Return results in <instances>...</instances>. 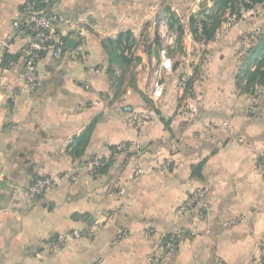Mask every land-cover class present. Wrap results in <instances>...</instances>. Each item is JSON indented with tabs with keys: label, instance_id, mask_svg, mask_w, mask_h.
<instances>
[{
	"label": "crops",
	"instance_id": "obj_1",
	"mask_svg": "<svg viewBox=\"0 0 264 264\" xmlns=\"http://www.w3.org/2000/svg\"><path fill=\"white\" fill-rule=\"evenodd\" d=\"M27 1L0 0V264H264V84L247 85L261 42L239 23L211 40L185 29L179 56L172 2L55 0L65 49L29 89Z\"/></svg>",
	"mask_w": 264,
	"mask_h": 264
},
{
	"label": "built area",
	"instance_id": "obj_2",
	"mask_svg": "<svg viewBox=\"0 0 264 264\" xmlns=\"http://www.w3.org/2000/svg\"><path fill=\"white\" fill-rule=\"evenodd\" d=\"M42 6L38 7L35 0H28L24 7L23 12L30 19V24L34 31L30 45H29V56L26 59L25 67L23 70V78L25 85L29 89H35L37 85V63L41 58V54L51 53L53 56L60 58L63 51L64 42L55 35L54 29L56 24L60 21H65L64 18L58 15L54 9L55 0H40ZM163 62V71L168 73L173 69V60L169 56L167 49L163 48L161 50ZM165 93V84L162 80L161 73L156 72L155 78L152 82V97L154 99H160ZM140 121H143L140 118ZM257 171L264 172V150L259 153ZM100 159H94L89 162V168L94 171V168L101 165ZM52 180L48 177L38 179L32 186L34 195H43L52 185ZM198 197V193L195 194L194 198ZM193 200V199H192ZM190 206V201L187 203ZM238 219H233L229 224H236ZM69 235V234H68ZM66 235V237L68 236ZM74 237L85 236L86 233L82 231H74L71 233ZM63 239V236H62Z\"/></svg>",
	"mask_w": 264,
	"mask_h": 264
},
{
	"label": "trees",
	"instance_id": "obj_3",
	"mask_svg": "<svg viewBox=\"0 0 264 264\" xmlns=\"http://www.w3.org/2000/svg\"><path fill=\"white\" fill-rule=\"evenodd\" d=\"M263 2L264 0H214V5L212 6V8L209 9L208 13H206L205 12L206 10L204 9L199 10L197 14L192 15L189 18L190 31L197 40H200V41L211 40L217 34L218 30L221 28L224 22L223 14L228 8L232 11L231 12L232 14H237V17H240L241 10L243 8L250 9L253 6L257 4H261ZM36 5L38 7H41L42 6L41 1L36 0ZM205 8H207V6H205ZM176 23H178V25L176 26V30L178 31L177 41L178 43H180L185 33V28L183 24H181L178 21V19L173 15L172 17H170L171 28H174ZM30 34L31 36L34 35L33 29L30 30ZM60 39L63 42L65 41L63 38H60ZM121 44H122L121 41L109 42L108 47L110 48L111 46H114L117 50H119L120 48H123ZM260 46L264 47V38ZM63 49H65V43L63 44ZM115 52L113 56H111L112 61L117 60V58L121 60L122 63H126V64H128L131 61L128 57L123 56V55H121V57H118L115 54ZM43 55L44 54H41V56ZM191 82H192L191 79H186V85H187L186 90L187 91L191 87V84H192ZM256 82L259 84H264V52L255 70L249 74L247 85L251 86L255 84ZM117 148H118L117 146L113 148L112 154L109 158H99L102 164L94 168V171H93L94 174L102 172L107 166H109V164L114 160L116 155L120 153L118 152ZM261 160L259 159V161ZM203 165H204V161L200 162L199 164L193 165L192 167L193 177H198V178L202 177L201 171H202Z\"/></svg>",
	"mask_w": 264,
	"mask_h": 264
},
{
	"label": "rangeland",
	"instance_id": "obj_4",
	"mask_svg": "<svg viewBox=\"0 0 264 264\" xmlns=\"http://www.w3.org/2000/svg\"><path fill=\"white\" fill-rule=\"evenodd\" d=\"M169 3H174L175 9H171V5H168V8L166 9V17H172L174 15L178 21L183 24L185 29L190 31V25H189V18L192 15L197 14L199 10H206L205 12L208 13L210 7L214 5V0H166ZM207 6V8H205ZM232 11L228 8L225 13L223 14L224 22L221 26V28L218 30L217 34L218 36L232 32L231 30L235 28L234 26L237 25L240 29L248 28L247 30H243V32H246V42L249 44L250 39L255 40L254 42H263V36H264V2L261 4H257L253 6L250 9H242L241 10V16L237 17V14H232ZM247 23V24H246ZM178 23L175 24V29ZM246 25V26H245ZM250 32V33H249ZM177 36L178 31L176 30ZM249 33V34H248ZM253 35L254 39L251 38ZM184 36L180 43H178L177 47V54L180 56L183 54L182 44H184ZM250 36V37H249ZM178 42V41H177ZM264 49V47H263ZM170 56V55H169ZM177 56V57H179ZM171 57V56H170ZM172 58V57H171ZM173 60V67L175 65V60ZM155 77V74L153 78H151V83L153 82V79ZM152 85V84H151ZM140 121V119H139Z\"/></svg>",
	"mask_w": 264,
	"mask_h": 264
},
{
	"label": "water",
	"instance_id": "obj_5",
	"mask_svg": "<svg viewBox=\"0 0 264 264\" xmlns=\"http://www.w3.org/2000/svg\"><path fill=\"white\" fill-rule=\"evenodd\" d=\"M75 45H76V41H75V40H70V41L68 42V46H69L70 48H74Z\"/></svg>",
	"mask_w": 264,
	"mask_h": 264
}]
</instances>
